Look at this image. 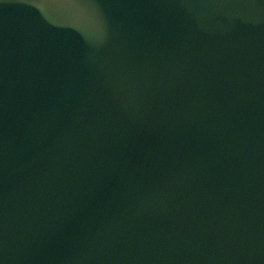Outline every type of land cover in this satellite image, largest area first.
Listing matches in <instances>:
<instances>
[{"label": "water", "instance_id": "95a60500", "mask_svg": "<svg viewBox=\"0 0 264 264\" xmlns=\"http://www.w3.org/2000/svg\"><path fill=\"white\" fill-rule=\"evenodd\" d=\"M0 264H264V0H0Z\"/></svg>", "mask_w": 264, "mask_h": 264}]
</instances>
